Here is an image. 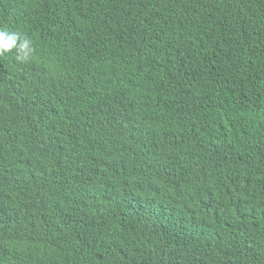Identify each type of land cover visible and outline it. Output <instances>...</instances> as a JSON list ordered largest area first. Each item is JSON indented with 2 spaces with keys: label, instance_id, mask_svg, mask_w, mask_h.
Returning a JSON list of instances; mask_svg holds the SVG:
<instances>
[{
  "label": "trees",
  "instance_id": "trees-1",
  "mask_svg": "<svg viewBox=\"0 0 264 264\" xmlns=\"http://www.w3.org/2000/svg\"><path fill=\"white\" fill-rule=\"evenodd\" d=\"M0 264H264V0H0ZM19 43V41H18Z\"/></svg>",
  "mask_w": 264,
  "mask_h": 264
},
{
  "label": "clouds",
  "instance_id": "clouds-1",
  "mask_svg": "<svg viewBox=\"0 0 264 264\" xmlns=\"http://www.w3.org/2000/svg\"><path fill=\"white\" fill-rule=\"evenodd\" d=\"M13 48L17 50L16 59L18 61L28 60L33 52L32 42L27 35L0 30V55L10 52Z\"/></svg>",
  "mask_w": 264,
  "mask_h": 264
}]
</instances>
